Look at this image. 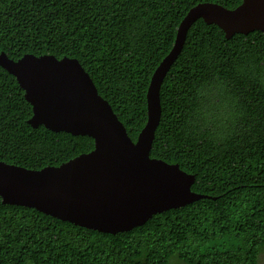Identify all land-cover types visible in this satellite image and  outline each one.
I'll return each mask as SVG.
<instances>
[{
  "label": "trees",
  "instance_id": "16d2710c",
  "mask_svg": "<svg viewBox=\"0 0 264 264\" xmlns=\"http://www.w3.org/2000/svg\"><path fill=\"white\" fill-rule=\"evenodd\" d=\"M242 0H0V53L77 59L135 142L151 76L194 6ZM150 157L206 196L116 235L3 205L0 264H259L264 254V31L226 40L196 21L160 89ZM31 106L0 68V161L39 170L94 148L27 124Z\"/></svg>",
  "mask_w": 264,
  "mask_h": 264
},
{
  "label": "water",
  "instance_id": "95a60500",
  "mask_svg": "<svg viewBox=\"0 0 264 264\" xmlns=\"http://www.w3.org/2000/svg\"><path fill=\"white\" fill-rule=\"evenodd\" d=\"M215 25L226 40L264 31V0H242L234 9L215 3L192 7L181 20L173 46L153 72L146 93L147 121L134 142L77 59L0 53V68L12 75L31 106V128L87 136L94 148L61 165L39 170L0 161L3 205L34 209L74 226L116 235L144 225L154 215L206 196L194 193L195 176L178 164L150 157L161 118L160 89L180 55L192 25Z\"/></svg>",
  "mask_w": 264,
  "mask_h": 264
},
{
  "label": "rangeland",
  "instance_id": "374dc122",
  "mask_svg": "<svg viewBox=\"0 0 264 264\" xmlns=\"http://www.w3.org/2000/svg\"><path fill=\"white\" fill-rule=\"evenodd\" d=\"M259 264H264V254L260 256Z\"/></svg>",
  "mask_w": 264,
  "mask_h": 264
}]
</instances>
